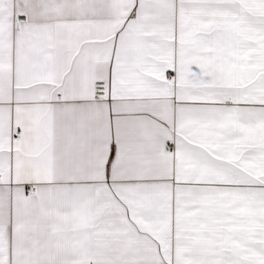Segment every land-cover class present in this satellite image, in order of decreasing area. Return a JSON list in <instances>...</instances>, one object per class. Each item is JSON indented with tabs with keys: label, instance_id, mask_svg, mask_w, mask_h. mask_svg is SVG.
Returning <instances> with one entry per match:
<instances>
[{
	"label": "snow or ice",
	"instance_id": "1",
	"mask_svg": "<svg viewBox=\"0 0 264 264\" xmlns=\"http://www.w3.org/2000/svg\"><path fill=\"white\" fill-rule=\"evenodd\" d=\"M0 264H264V0H0Z\"/></svg>",
	"mask_w": 264,
	"mask_h": 264
}]
</instances>
